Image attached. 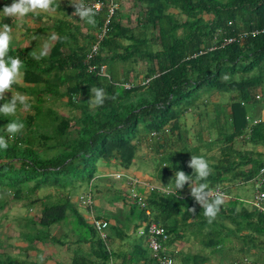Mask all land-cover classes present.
<instances>
[{
	"label": "trees",
	"instance_id": "obj_1",
	"mask_svg": "<svg viewBox=\"0 0 264 264\" xmlns=\"http://www.w3.org/2000/svg\"><path fill=\"white\" fill-rule=\"evenodd\" d=\"M5 5L0 0V11ZM70 10L75 11L66 8ZM28 16L36 19L32 13ZM95 20L97 31L104 11ZM3 24L15 29L17 19L0 15V27ZM70 27L61 20L54 26L57 39L40 59L10 45L8 55L23 62L22 84L16 82L12 88L28 96L29 107L18 119L0 115V135L8 140L7 150H0V211L11 201L28 210L38 207L34 215L23 218L30 230L24 240L34 249L37 244L67 245L51 230L68 227L73 237L69 243L75 246L69 264H157L136 235L139 221H152L165 230L168 251L179 242L199 244L193 252H167L173 263L206 264L211 253L226 251L234 253L228 264H264V214L231 194L236 185H254L257 177L264 191V173L259 174L264 171V121L252 123L260 119L253 113L256 105L264 106V0H146L136 24L138 33L115 17L91 62L109 64V79L86 72L89 48L69 46L70 38L75 39ZM115 60L143 63L142 80L149 81L142 85L139 74L130 77L129 72L119 79L112 68ZM225 74L227 81L222 79ZM124 83L132 87L126 90ZM92 87L104 88L115 99L91 107ZM214 95L219 100L214 101ZM46 101H62L69 114L57 113ZM201 104L205 112L210 108L213 118L207 128H193L190 140L181 117ZM17 120L24 129L10 139L4 126ZM144 149L160 162L161 174L171 177V192H148V218L127 187L116 193L107 188L127 207V215L123 228L109 225L103 240L73 198L80 205L78 198L88 192L93 200L96 176L113 167L127 171ZM192 155L209 162L212 172L206 181H196L187 166ZM180 170L193 174L194 186L207 183L208 189L225 195L212 223L190 189L183 195L188 183L176 192L174 175ZM124 241L129 250L121 248ZM249 257L252 262L242 263ZM0 264L14 260L0 257Z\"/></svg>",
	"mask_w": 264,
	"mask_h": 264
},
{
	"label": "rangeland",
	"instance_id": "obj_2",
	"mask_svg": "<svg viewBox=\"0 0 264 264\" xmlns=\"http://www.w3.org/2000/svg\"><path fill=\"white\" fill-rule=\"evenodd\" d=\"M5 1L8 5H10L12 3V0H5ZM32 14H33V16L37 15L36 13H32ZM0 15H3V14L0 13ZM46 16L48 18H50L51 21H52V19L56 20L57 18H61V19H65V20L69 19L68 14L65 17L64 16L62 17V15L56 14V13L55 14L54 13H46ZM46 16H44L42 22H44L45 25L50 26L51 22H50V20L46 21V20H48ZM18 23H21V22L17 20V24ZM39 26H40V24H38L36 22V20L33 19V17H31V16L25 17L24 20L22 21V26L16 27L14 29V39L10 45L16 49L26 50V51L34 54V55H38L40 53V51L42 50V46L45 43L50 45V43H49L50 38L44 36L41 32L40 33L38 32L37 29ZM25 27H29V30H31L30 28H32V31L27 34V30ZM48 51L49 50H47V53H48ZM17 83L22 84L21 78ZM16 93H19V92L13 90V93L6 92L5 96L8 100H10L12 94L15 95ZM20 94H22V93H20ZM23 95L26 98L28 97L25 94H23ZM224 97L225 96H223V98ZM226 97H227V95H226ZM212 99L214 101L219 100L217 95H214V97ZM46 102H47V106L51 105L53 107V109H55L56 112L59 114L68 115L70 112L69 108H66L65 106H63L62 101H55L53 103L49 102V101H46ZM0 104H1V101H0ZM209 110H210V108H209ZM209 110L205 112V108H203V105L201 104L198 107H194L191 111H187L181 117L183 125L187 129L186 137H188L190 140H193V134H194L193 130H190L192 127L204 129V128H207V126L209 125L208 122L213 118V113ZM263 110H264V106L262 104H257L255 109L253 110V113L260 115V117H261ZM27 112H28L27 109H23L21 106L18 105V111H17L16 115H14V116L10 115L9 117L18 119L21 116L25 117ZM197 113L201 114L200 115V119H201L200 124H197V121H198L197 120L198 119ZM0 115H3V114H0ZM205 117H207V118L205 119ZM202 134H203L204 138L206 139L207 138L206 133L204 132ZM202 150H204V149H202ZM214 151L216 152V148ZM140 152H142V150ZM213 152H210L208 154V156H211L213 154ZM144 154L141 156L142 159H147L148 162H151V160H153L152 157H154V155H151L149 153L150 158L149 157L146 158V157H144ZM140 163H145V162H143L142 160L140 162L138 160V154H137V156L135 157V159L133 160V162L130 166V170L132 171V173L137 174V172L140 173L141 171H143L141 169V167L139 166ZM159 163L160 162L158 160H156V159L154 160V166H153V169L151 171L153 182L155 184H157L158 187H161L162 189L171 188V184L169 183L171 177L161 174V172L159 170V165H158ZM112 171L116 172V173H112V175H117L118 173L124 172L123 169H121L120 167H116V168L113 167ZM143 173H145V172L143 171ZM115 178L114 177L108 178V180L106 182L104 180H102V183H99V186H97V188L99 187L102 190H101V193H97L95 191L94 195H96V197L93 195V200H92L93 211L97 216L107 218L109 220H116L117 221V219L119 220V219H121V217H122V220H125L126 215H125L124 211L120 210L122 202L116 201V199L114 198L115 193L118 192L119 188L121 187L120 179H115ZM106 185H109L113 191L115 190V193L106 191V189H105ZM189 189H190V187L188 185V188L184 191L183 195H186L188 193ZM254 189H255V187L251 183H247V184L241 185V186L236 185L235 187H233L231 189V194L233 196L239 197L241 200L245 201L244 202L245 206L250 208V205H248V203H246V201L248 202L251 199L253 192H254ZM50 191H51L50 189H48L46 191H42L40 193V196H42L44 193L50 192ZM98 197H101V199L99 201L100 204L103 207L106 206V208H101L96 204L95 201L97 200ZM76 198L75 197L73 198L74 203H75V207L78 209V211L81 214L85 215L87 218H90V216L87 215L88 212L86 211V209L83 206H80L76 202ZM92 205H91V209H90L91 212H92ZM122 208H124V207H122ZM37 211H38V207L35 209H32V210H28L22 205L21 202L15 203L12 201L8 202L7 207L4 208L3 211H0V254L2 255L1 259H5V257L8 256L14 260V264H42L41 262H44L43 264H53L54 260L61 259V257H62V255L60 253L62 250V248H60L61 246H58V245L52 246V245L47 244L44 247L38 246V248L35 247V249H34L29 245L27 240H24V235L28 234L30 230L28 228L27 229L25 228V225H24L25 222L23 221V218L26 216H29V215L32 216ZM91 214H93V212ZM124 224H125V222L123 221L122 225H124ZM126 228L127 227H124V229H126ZM51 233H53L56 238H61L63 241H66V238H68L67 236L69 235V231L64 227L52 229ZM64 236H66V237L64 238ZM185 246H187V245H185ZM185 246L183 245V248H185L187 250V248ZM188 247H191V246L188 245ZM191 249L193 251H195L197 249H200V247L193 246ZM1 252H3V253H1ZM231 253L232 252L229 253V252L224 251V252H221L220 255H214L212 260L208 261L207 264H228L230 258H232L231 256L234 255V253H232L233 255ZM253 259H254L253 257H249L247 260H245V262H242V263L252 262ZM173 264H177V263L175 262ZM258 264H263V263L259 262Z\"/></svg>",
	"mask_w": 264,
	"mask_h": 264
},
{
	"label": "clouds",
	"instance_id": "obj_3",
	"mask_svg": "<svg viewBox=\"0 0 264 264\" xmlns=\"http://www.w3.org/2000/svg\"><path fill=\"white\" fill-rule=\"evenodd\" d=\"M54 5H55V0H12V3L10 5H5L2 11H0V13H2L4 16L8 18H16L18 21L21 22L17 24V27H21L22 21L24 20L25 17L28 16L29 13H36V14H38L39 12L54 13L56 11ZM70 6L74 7L75 9V11L72 14L73 16H78L80 20L86 21L89 25L95 26L96 24L95 16L97 15V12L99 10L100 7L99 5H96V8L94 9L92 6L87 4L85 0H70ZM98 30L96 31V33L98 32ZM96 33L94 36H96ZM13 39H14V29L9 24H3V26L0 27V101H3V103L0 104V114H3L5 116L16 115L18 111V105L21 106L23 109H27L29 107L27 104V98L23 94L20 93H16L15 95L12 94L10 100H8L5 96L6 92L13 93L12 85L20 80L21 78L20 69L23 66V62L20 60L18 56L12 57L8 55L10 44L12 43ZM51 39L56 40L57 37L52 36ZM47 50H48V44L45 43L42 46V50L40 51V53L38 55H34L33 58L34 59L43 58L44 56L47 55ZM222 79L227 81L229 79V76L225 74L222 77ZM90 93H91V98L89 99L88 102L91 107H101L104 105L106 100L115 99L114 96L109 97L105 92L104 88L101 87L90 88ZM4 129L9 134V138L11 139L14 138L15 134L21 132L24 129V124L19 120L13 121L7 123L4 126ZM7 148H8V140L4 136L0 135V150H7ZM187 166L193 170V174L195 175L196 181H206L212 172L209 162L202 156L192 155ZM118 174H122V173H118ZM193 174L188 175L183 170L176 172L174 175L175 190L177 192V190L183 189L185 184L188 183L190 187L191 197L194 198V200L199 205L202 206L204 210V216L208 219V223H212V221L216 218V216L220 211V206L225 202V195L223 193L214 194L212 192L213 190L210 191L208 189L207 183H199L197 186H194ZM150 186H154V185H150ZM154 187L161 188L158 186H154ZM167 189L170 191V188ZM84 208L88 210L87 215L90 216V213H92L90 210L91 206L89 208L87 207ZM190 211L195 213V208L190 209ZM92 217L94 218L95 216L92 214ZM87 220L91 223L89 218H87ZM98 221H104L109 225L108 221L106 220L100 219ZM142 225L143 223L140 222L136 230V235L138 237H141L138 235V230L142 227ZM106 229H105V233L107 236ZM149 256H150V252H149ZM169 264H171V262H169Z\"/></svg>",
	"mask_w": 264,
	"mask_h": 264
},
{
	"label": "crops",
	"instance_id": "obj_4",
	"mask_svg": "<svg viewBox=\"0 0 264 264\" xmlns=\"http://www.w3.org/2000/svg\"><path fill=\"white\" fill-rule=\"evenodd\" d=\"M145 1L146 0H116V2L118 4V11H117V16H116L117 21L120 22L123 26H127L129 28H132V30L135 32V34L138 33V29L136 27V24L139 20V12H140L141 8H143L145 6ZM54 7L56 8V11L54 12V14L55 13L60 14V15H62V17L63 16L65 17L68 14L69 19L65 20V19L57 18L56 20L52 19V21H51L50 18H48L46 16V12H39L36 15V19H35L36 22L38 24H40V26L37 29L38 32L39 33L41 32L44 36L50 38L49 39L50 45H48V50L50 49L51 45L55 42V40H52L51 37L52 36L57 37V34L54 32V26H56L60 20H61V22H65L66 24L71 26L69 28V32L71 34H74L75 39L72 40V37H71L70 39L72 41L71 40L68 41L69 46L72 48H74V47H85V49L87 50L89 48V45L94 41L93 38H94V35L96 33V29H94V26L89 25L86 21L80 20V18L78 16H73L72 15L73 12L71 10L66 11V8L68 9L69 7H72V6H70V0H55ZM44 16H46L48 19L46 21L50 20V22H51L50 26H47L44 24V22H42ZM31 31L32 30L27 32V34L30 33ZM92 39H93V41H92ZM126 44L127 43L125 42L122 45H126ZM115 61L113 63L112 68L116 72V74H118L119 79H122L125 76V73L127 74V72H129L128 75L130 77H136V75L139 74L138 79L140 81L142 80L141 72L145 68V65L143 63L138 62L135 64V63H132V61H130V60L125 61V62H120V61L115 62ZM108 66H109V64L107 65V67ZM193 128L194 127H192L190 130H194ZM177 149H179V148L177 147ZM142 153L143 154L145 153L144 157H146V158L149 157V154L145 149L142 150V152L138 153V160L140 162H141V160L143 162H145V163H140V165H139L145 173H143V171H141L140 173L137 172V174H134V173H132V171L130 169H128L127 171H124L122 173L133 176V177L137 178L140 182H143V183L138 184L136 186V192L139 195L145 197L149 194L148 193L149 190H148L146 185L149 184V185L157 186V184H155L153 182V178H152V174H151V171H152L153 166H154V160L156 157L155 156L152 157L153 160H151V162H148L147 159H142V157H141L143 155ZM112 173H116V172L112 171V168H109L106 170L105 169L102 170V172L99 174V176L98 175L96 176L95 181L93 182V186H94L95 191H96V189L102 190L99 187L97 188V186H99V183H102V180H104L106 182L108 180V178H112L111 177ZM120 181H121L120 182L121 187L119 189L126 190L125 181L124 180L123 181L120 180ZM107 188L109 189L110 186L106 185L105 189H107ZM187 188H188V186H187ZM209 190L211 191V189H209ZM94 196L96 197V195H94ZM100 199H101V197L97 198V200L95 201L96 204L101 208H106V206L103 207L100 204V202H99ZM122 207H124V208H122ZM120 210L124 211L125 215H127V208H126V206H124V204L121 205ZM92 212H93V215L96 216V214L93 211V205H92ZM83 216L86 217L85 215H83ZM102 219L107 220L109 225H113V224L117 223L122 228H123V225H122L123 221H125V220H122V217L119 220L116 218L117 221L116 220H109V219L103 218V217H102ZM125 219H126V217H125ZM137 224L139 225L140 221L137 222ZM61 227H64L69 231V235L67 236L68 238L66 239V241H68V242H67V245L60 247V248H62V250L60 252L62 255L61 259L54 260L53 264H69L70 260L72 258V253L75 250V246L73 244L69 243V241L73 240V237H72V234H71L69 228L65 227V226H60V227L58 226L56 228H61ZM128 228H129L128 233L132 235L133 234L132 233V224L128 225ZM52 235H54V234L52 233ZM120 244L123 245V247H121L123 249V251L126 249L129 250L130 244L126 243L125 241L120 243ZM183 245L184 246L187 245V246H185L187 248V250L185 248H183ZM188 245H190L191 247H188ZM192 245L199 247L198 243H195L193 240H190V241L185 242V243L179 242L178 244L172 245L169 248V252H174V251L177 252L180 249L182 250L183 253L193 252V250L191 249L193 247ZM38 246L44 247V246H41L40 244L36 245L37 248H38ZM84 249L86 250V247ZM1 253H3V252H1ZM1 256L2 255L0 254V257ZM213 256L214 255L211 253V256L209 257V261L212 260ZM6 257H8V256H6ZM6 257H5V259H6ZM5 259H3V260H5ZM41 263L43 264L44 262H41Z\"/></svg>",
	"mask_w": 264,
	"mask_h": 264
},
{
	"label": "built area",
	"instance_id": "obj_5",
	"mask_svg": "<svg viewBox=\"0 0 264 264\" xmlns=\"http://www.w3.org/2000/svg\"><path fill=\"white\" fill-rule=\"evenodd\" d=\"M87 4L92 6L94 9L96 8V5H99V10L97 13L104 11V20L96 33L94 42L90 45L89 51L87 52L84 64L86 66V72L94 74L95 76H98L100 78L109 79V73L107 66L105 64H92V60L98 55L100 45L102 44L103 40L105 39L107 32L109 30V26L111 21L115 18L116 12L118 10V5L115 0H85ZM257 33V32H255ZM231 40L227 41L229 43ZM149 80H143L141 81V84L144 85ZM122 87L126 90L130 89L132 85L130 83H124L122 84ZM257 99V97H256ZM261 120L264 121V110L262 112V116L260 119H255L252 121L253 124L259 123ZM264 173L263 170L259 172L260 175ZM115 179H125L127 188L129 189V193L132 198L135 199V203L137 207L144 213L146 217H150V209L147 207L146 203L144 202V197L137 194L135 191V188L138 184H141L143 182H140L137 178L131 177V176H123V174H117L112 175ZM254 192L251 197V199L247 202L248 205L253 210H256L259 213L264 214V191H262L261 184L263 180L261 177H257L254 179ZM148 190H157L163 194H168L170 191L168 189H162V188H155L154 186L146 185ZM215 193H220L218 189H215L212 191ZM135 193V194H134ZM80 205L83 207L89 208L92 204V199L90 197V194L86 192V194L81 195L79 198ZM91 214V213H90ZM90 221L91 224L95 227L96 231L100 235L101 239H106V233L105 229L107 228V223L104 221H98L95 220L92 217V214L90 215ZM138 235L144 238L145 245L147 249L150 252V258L156 262L157 264H173V261L170 257L167 255V242H168V235L166 234L165 230L157 225L156 223L152 221H148L143 223L142 227L138 230Z\"/></svg>",
	"mask_w": 264,
	"mask_h": 264
}]
</instances>
